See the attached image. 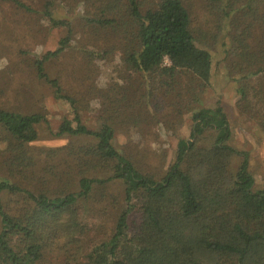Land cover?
<instances>
[{
	"label": "trees",
	"instance_id": "obj_1",
	"mask_svg": "<svg viewBox=\"0 0 264 264\" xmlns=\"http://www.w3.org/2000/svg\"><path fill=\"white\" fill-rule=\"evenodd\" d=\"M4 1L30 9L23 0ZM142 2H80L86 5L85 24L107 30V39L124 32V41L99 51L86 49L79 63L75 56L70 61L88 72L90 80H80L91 94L95 82L86 59L117 49L128 76L101 92L107 102L101 117L126 113L124 122H137L138 110L146 123L159 126L160 119L169 122L186 112L193 122L189 139H178L166 172L152 179L142 174L143 158L114 146L108 123L88 128L75 95L65 92L60 77L50 78L44 71V63L64 51L72 30L52 15L53 0H45L52 23L66 24L68 30L59 47L33 60L35 76L73 109V117L63 119L55 134L89 140L63 154L58 153L62 147L40 153L32 143L45 116L0 109V264H47V258L56 264H264V189L254 188L249 154L228 144L232 132L220 103L190 106L198 102L193 83L202 91L211 82L214 47L220 43L222 60L229 57V70L237 74L239 107L264 128V0H152L146 8ZM196 3L207 15L204 28L194 23ZM221 35L244 42V53L231 57ZM163 107H170L172 115L157 116ZM205 129L215 134H202ZM141 153L165 155L147 149ZM235 157L240 161L233 171ZM114 182L124 186V203L110 233L76 260L87 225L79 218L78 202Z\"/></svg>",
	"mask_w": 264,
	"mask_h": 264
},
{
	"label": "rangeland",
	"instance_id": "obj_2",
	"mask_svg": "<svg viewBox=\"0 0 264 264\" xmlns=\"http://www.w3.org/2000/svg\"><path fill=\"white\" fill-rule=\"evenodd\" d=\"M23 1L30 8L29 10L18 8L12 2L0 0V109L23 114L39 112L45 116L46 121L37 125L38 139L32 143L34 149L40 153L62 147L58 153L63 154V149L68 151L71 146L77 147L87 143L89 138L86 137L55 134L63 119L73 117V109L68 101L56 97L54 89L49 84L36 78L32 63L35 58L39 59L47 51L59 47V40L66 36L68 30L66 24H69L72 28L71 39L64 51L44 63L45 73L50 78L60 77L65 92L75 95L78 106L83 108H81V118L88 128L98 130L103 122L108 123L114 129L112 141L114 146L119 151L133 153L143 158L144 162L140 165L143 168L142 174L152 179L160 178L174 159L178 139L190 137L193 125L190 114L185 112L180 117L178 115L170 117L169 122L160 119L159 126L155 123H146V117L138 110L134 115L137 122L133 121L135 118L124 122L126 113L102 118L100 108H103L107 102L101 97V92L107 88L108 83L114 81L120 83L121 76H128V71L120 61V52L117 49L111 50L106 57L96 56L93 59H86L91 62L90 67L95 82V91L91 94L84 90L81 81L83 78L89 79L88 72H80V66H73L70 60L76 57L79 63L84 50L99 51L100 48L111 46L114 41L116 46H120V41H124V32L115 33V37L110 36L107 39L105 37L107 30L94 29L85 24L82 16L86 5L80 3L85 0H53V5L50 6L52 15L66 23L58 25L53 24L46 15L45 0ZM142 3L146 8L148 4H152V0H143ZM194 6L195 25L198 29L206 27V13L202 11L199 3ZM92 7L89 6L91 9ZM119 30L123 31V28ZM93 37H95L92 39L94 42L90 40ZM223 38L228 43L231 57L242 55L246 50V44L241 40ZM214 48L215 67L211 82L202 91L198 83H193V92L197 94L198 102L190 103V106L193 105L196 109L212 108L220 103L227 114L232 132L228 144L237 150L248 152L250 171L255 179L254 188L264 189V128L250 118L248 109L245 111L239 107L237 93L239 83L235 80L237 74L230 72L231 68L228 67L232 60L229 57L225 61L222 60L224 52L220 43ZM164 64L167 65V62ZM73 68L77 69L73 71ZM181 79L185 84L187 79L184 77ZM130 91L127 88L126 94ZM255 105L256 99L252 95L250 106L253 108ZM127 110L136 111L132 108ZM172 113L170 107H163L157 116L172 115ZM140 120L143 122H139ZM202 134L211 136L215 131L205 129ZM146 149L162 152L165 154L164 158H156L152 154L142 157L141 151ZM239 161L237 157L232 160L233 171H236ZM123 203L124 186L120 182H114L108 188H98L94 191V195L78 202L79 218L84 219L87 225L80 239L76 260L83 259L94 243L110 233ZM47 264H56V261L47 258Z\"/></svg>",
	"mask_w": 264,
	"mask_h": 264
},
{
	"label": "built area",
	"instance_id": "obj_3",
	"mask_svg": "<svg viewBox=\"0 0 264 264\" xmlns=\"http://www.w3.org/2000/svg\"><path fill=\"white\" fill-rule=\"evenodd\" d=\"M164 62H167V65L169 64V61L167 60V59H165V61Z\"/></svg>",
	"mask_w": 264,
	"mask_h": 264
}]
</instances>
